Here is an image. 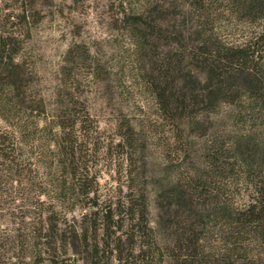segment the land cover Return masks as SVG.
I'll return each mask as SVG.
<instances>
[{
	"label": "trees",
	"instance_id": "trees-1",
	"mask_svg": "<svg viewBox=\"0 0 264 264\" xmlns=\"http://www.w3.org/2000/svg\"><path fill=\"white\" fill-rule=\"evenodd\" d=\"M0 2V17L20 23L0 30V164L12 170L21 164L14 152L17 142L26 144L19 135L31 124L27 117L45 111L19 55L29 9ZM118 16L154 113L123 117L114 145L126 180L140 162L134 174L153 188L156 219L154 227L145 219L147 194L126 184L122 202H111L118 211L100 209L101 234L115 244L127 223L129 242L140 241V262L167 254L176 264H264V0H123ZM67 96L51 107L46 122L54 137L41 146L52 148L57 198L80 191L89 200L79 139L88 117ZM157 131L166 140L155 170L147 134Z\"/></svg>",
	"mask_w": 264,
	"mask_h": 264
},
{
	"label": "rangeland",
	"instance_id": "rangeland-1",
	"mask_svg": "<svg viewBox=\"0 0 264 264\" xmlns=\"http://www.w3.org/2000/svg\"><path fill=\"white\" fill-rule=\"evenodd\" d=\"M122 1L8 2L15 12L19 6L29 9L25 26L28 37H20L19 55L31 74L34 99L42 100L45 112L27 117L31 124L19 135L26 144L17 142L14 152L21 164L12 170L6 169L8 163L0 164L4 169L0 171V264H176L167 254H162L161 259L141 258L140 262L136 255L140 241L135 237L129 242L126 236L130 227L125 222L114 234L121 235L115 244L100 230V209L117 210L111 202H122L125 185L130 183L134 190L147 194L148 224L154 227L156 219L153 188L134 174L141 172L140 162L130 167L131 178L126 180L121 149L114 145L116 123L123 117L144 119L154 113L150 95L135 77L129 61L130 47L118 16ZM17 24V19L0 17V30H15ZM67 95L75 99V110H83L88 117L87 131L75 133L81 139V159L87 171L85 187L92 190L87 197L96 203L95 207L86 206L89 200L80 191L73 198L67 197L68 192L57 198L53 190L57 174L52 148L41 146L54 137V128L46 122L51 107ZM147 137L154 156L151 166L161 169L160 145L166 133L148 132ZM192 143L197 147L200 138L194 136ZM176 165L171 163L170 167ZM125 216L120 214L122 219ZM80 230L85 233L86 243L80 239Z\"/></svg>",
	"mask_w": 264,
	"mask_h": 264
}]
</instances>
